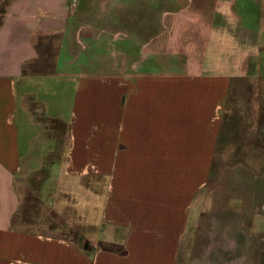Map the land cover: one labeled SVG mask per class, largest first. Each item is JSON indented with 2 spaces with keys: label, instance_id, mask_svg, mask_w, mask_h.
Wrapping results in <instances>:
<instances>
[{
  "label": "crops",
  "instance_id": "0c3cea01",
  "mask_svg": "<svg viewBox=\"0 0 264 264\" xmlns=\"http://www.w3.org/2000/svg\"><path fill=\"white\" fill-rule=\"evenodd\" d=\"M262 7L8 0L0 10V264H178L232 82L264 80ZM53 47L56 74L78 77L67 152L54 139L38 160L24 159L19 124H64L31 89ZM108 63V77L95 75ZM50 178L53 204L43 191ZM29 192L45 208L77 213L86 234L56 237L18 222ZM83 195L92 198L86 207Z\"/></svg>",
  "mask_w": 264,
  "mask_h": 264
},
{
  "label": "rangeland",
  "instance_id": "374dc122",
  "mask_svg": "<svg viewBox=\"0 0 264 264\" xmlns=\"http://www.w3.org/2000/svg\"><path fill=\"white\" fill-rule=\"evenodd\" d=\"M241 1L245 5L250 2L264 4V0ZM7 2L0 0V10L6 8ZM262 10L264 12L263 7ZM192 36L196 37L195 34ZM57 53L55 47L48 50L42 70L36 74V80L31 81V89L45 103V114L60 116L64 124H19L24 159L38 160L55 140L62 145V155L67 152L72 125L70 113L78 77L66 76L63 70L56 74ZM109 63L95 69V75L108 77ZM17 88L19 94L23 92L22 82ZM39 165L33 163L35 168ZM23 166L25 170L27 164L23 163ZM62 167L57 163L51 172L58 174ZM55 181L50 178L43 182V191L49 194L45 197L46 203H55L52 196ZM78 200L80 206L86 207L92 198L83 195ZM24 208L27 209L20 211L17 220L22 224L34 223L36 226L30 227L33 232L43 229L56 237L72 239H81L86 234L81 216L70 210L59 212L45 208L31 192ZM178 264H264L263 79H235L232 82L216 161L211 164L206 187L194 201Z\"/></svg>",
  "mask_w": 264,
  "mask_h": 264
}]
</instances>
